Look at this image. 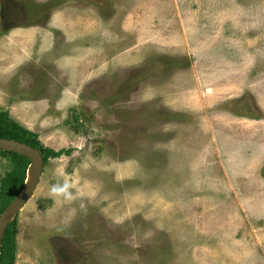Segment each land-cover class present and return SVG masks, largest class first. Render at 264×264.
Instances as JSON below:
<instances>
[{"label":"rangeland","instance_id":"1","mask_svg":"<svg viewBox=\"0 0 264 264\" xmlns=\"http://www.w3.org/2000/svg\"><path fill=\"white\" fill-rule=\"evenodd\" d=\"M0 111L73 150L15 264H264V0H0Z\"/></svg>","mask_w":264,"mask_h":264},{"label":"trees","instance_id":"2","mask_svg":"<svg viewBox=\"0 0 264 264\" xmlns=\"http://www.w3.org/2000/svg\"><path fill=\"white\" fill-rule=\"evenodd\" d=\"M0 137L19 140L39 149L44 156L45 164L49 158H58L71 155L72 149L62 148L55 150L46 147L40 140L39 134L28 129L19 121L11 117L9 111H0ZM4 155H11L15 161L14 169L0 181V216L3 211L15 200L23 190L27 178L30 159L5 150H0ZM17 217L9 224L2 244V264H15L17 260Z\"/></svg>","mask_w":264,"mask_h":264},{"label":"water","instance_id":"3","mask_svg":"<svg viewBox=\"0 0 264 264\" xmlns=\"http://www.w3.org/2000/svg\"><path fill=\"white\" fill-rule=\"evenodd\" d=\"M0 150L21 154L31 161L27 170V178L23 190L0 216V264H2L1 252L6 230L9 224L33 197L44 172L45 160L39 149L15 139L0 137Z\"/></svg>","mask_w":264,"mask_h":264},{"label":"flooded vegetation","instance_id":"4","mask_svg":"<svg viewBox=\"0 0 264 264\" xmlns=\"http://www.w3.org/2000/svg\"><path fill=\"white\" fill-rule=\"evenodd\" d=\"M6 9H7V6H6ZM29 14H30L29 9H26V8H23V7H22V12H19V13L18 12L10 11V15H14L17 18H21V20L24 21V22H25V19L26 18H29L30 17ZM20 28H24V27H20Z\"/></svg>","mask_w":264,"mask_h":264},{"label":"crops","instance_id":"5","mask_svg":"<svg viewBox=\"0 0 264 264\" xmlns=\"http://www.w3.org/2000/svg\"><path fill=\"white\" fill-rule=\"evenodd\" d=\"M84 71H85V75L87 76V77H85V79L87 80V79L90 78V69L87 68V69H85ZM81 79H83V78L81 77ZM78 80H79V79H78ZM29 129H30V128H29Z\"/></svg>","mask_w":264,"mask_h":264}]
</instances>
